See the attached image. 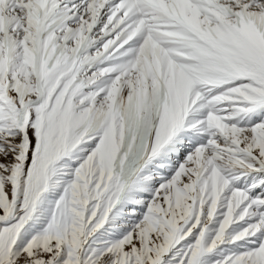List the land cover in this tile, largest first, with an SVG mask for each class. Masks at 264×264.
<instances>
[{"label": "rangeland", "instance_id": "obj_1", "mask_svg": "<svg viewBox=\"0 0 264 264\" xmlns=\"http://www.w3.org/2000/svg\"><path fill=\"white\" fill-rule=\"evenodd\" d=\"M0 264H264V0H0Z\"/></svg>", "mask_w": 264, "mask_h": 264}, {"label": "bare ground", "instance_id": "obj_2", "mask_svg": "<svg viewBox=\"0 0 264 264\" xmlns=\"http://www.w3.org/2000/svg\"><path fill=\"white\" fill-rule=\"evenodd\" d=\"M42 20H43V19H42ZM42 20H41V21H42ZM41 25H42V24H40L39 26H41ZM4 96H5V95H4ZM5 97H6V96H5ZM12 194L14 195V190L12 191Z\"/></svg>", "mask_w": 264, "mask_h": 264}]
</instances>
